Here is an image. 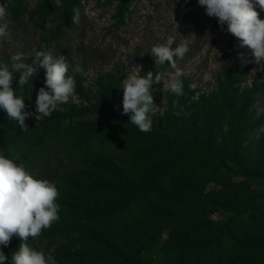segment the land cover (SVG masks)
I'll return each instance as SVG.
<instances>
[{
  "label": "rangeland",
  "instance_id": "rangeland-1",
  "mask_svg": "<svg viewBox=\"0 0 264 264\" xmlns=\"http://www.w3.org/2000/svg\"><path fill=\"white\" fill-rule=\"evenodd\" d=\"M0 3L9 5L11 33L0 62L23 53L31 64L50 50L66 56L76 85L49 117L27 118V132L0 110V154L59 192L60 219L29 246L56 264H121L129 254L137 264H264V61L198 0ZM170 35L173 48L188 41L176 58L187 91L154 83L152 131L141 132L122 114V80L139 65L141 76L158 72L166 81L175 70L157 66L150 49ZM14 77L16 95L35 113L45 69L23 88ZM20 243L14 236L0 246L5 264Z\"/></svg>",
  "mask_w": 264,
  "mask_h": 264
},
{
  "label": "clouds",
  "instance_id": "clouds-1",
  "mask_svg": "<svg viewBox=\"0 0 264 264\" xmlns=\"http://www.w3.org/2000/svg\"><path fill=\"white\" fill-rule=\"evenodd\" d=\"M198 4L206 9L209 17L218 20L221 30L227 25V32L237 38L239 47H247L256 63L264 61V19L260 11H264V0H198ZM55 7H62L61 0H54ZM7 3H0V42L11 38L9 31ZM72 23L79 22V9L73 8ZM51 17L45 24L51 29ZM176 41L168 36L164 43L153 45L150 54L157 66L169 62L175 71L168 74L165 81L162 74L149 71L141 76L142 66L135 65V71L122 80L123 113L130 117L129 123L141 132L152 131V120L149 113L158 108L153 102L152 85L164 82L172 93L183 96V83L180 77L182 70L176 65V58H183L188 52V41L184 40L173 48ZM219 54V53H218ZM23 53L10 57L9 62H0V110L9 120L18 122L22 131L29 127L25 120L29 117L41 121L49 117L59 105L66 104L75 94L74 77L68 75L69 64L65 55L56 56L50 50L37 51L32 63H25ZM242 63H247L244 54L240 53ZM45 69V86L40 87L35 101V113L26 111L22 96H17L12 87L14 73H19L18 85L23 88L38 69ZM173 107H177L176 104ZM180 115V112H174ZM59 196L56 185L47 179L35 178L22 163L0 154V246L7 247L12 238L21 240L18 250L11 253V264H56L51 254H45L29 246L28 238H38L43 230L48 229L60 219V205L56 202ZM8 257L0 251V264H5Z\"/></svg>",
  "mask_w": 264,
  "mask_h": 264
},
{
  "label": "trees",
  "instance_id": "trees-1",
  "mask_svg": "<svg viewBox=\"0 0 264 264\" xmlns=\"http://www.w3.org/2000/svg\"><path fill=\"white\" fill-rule=\"evenodd\" d=\"M127 0H123V5L121 4V6H120V8H122V6H124V3L126 2ZM59 38H61V37H59ZM183 91H184V93L187 91V85H186V81H184L183 82ZM226 105L225 104H223L222 105V107H225ZM83 139H86V136H83ZM1 153L2 154H6V152H5V150H2L1 151ZM40 154H42L43 155V159H42V161H46L47 160V153H46V150L44 151V150H42L41 152H40ZM6 156V155H5ZM45 165V164H44ZM126 210L128 211V214H130L131 212V209H127L126 208ZM181 240H182V242L183 243H185V244H187V241L185 240V239H183V238H181ZM139 260H140V258L136 255V254H129V255H126V256H124L123 258H122V260H121V264H137L138 262H139Z\"/></svg>",
  "mask_w": 264,
  "mask_h": 264
}]
</instances>
